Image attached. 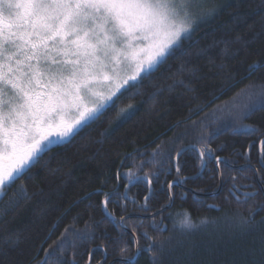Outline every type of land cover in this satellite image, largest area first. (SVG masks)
Instances as JSON below:
<instances>
[{
	"label": "trees",
	"instance_id": "16d2710c",
	"mask_svg": "<svg viewBox=\"0 0 264 264\" xmlns=\"http://www.w3.org/2000/svg\"><path fill=\"white\" fill-rule=\"evenodd\" d=\"M215 5L212 18L196 27L181 51L138 91L133 89L131 98L85 128L71 144L53 146L29 176L0 197V264H42L45 250H54L49 264L132 259L134 240L118 223L128 215L133 216L122 224L136 236L139 249L131 264H264V225L243 230L237 223L250 212L257 222L264 220V197L259 192L245 203L236 192L258 189L257 169L264 185L258 150L264 139V110L257 109L246 119L219 112L218 119L207 115L241 89L264 86V0H215ZM254 62L259 70L249 74L248 66ZM243 102L239 97L238 103ZM129 104L134 106L130 118L117 120L119 109ZM194 121L206 125L207 145L196 142L201 128L199 123L193 128ZM157 145L171 149L195 145L199 150L207 146L213 152L204 159L199 177L184 180L201 169L198 153L184 151L176 163L181 168L177 174L174 150L171 163L167 156L155 167L147 163ZM217 157L224 163L216 165ZM217 167L220 193L197 196L217 190ZM150 173L158 175L150 176L152 192L146 203L145 180L127 190V198L134 202L129 201L124 195L126 174ZM169 181L183 185L171 189L172 206L155 217H141L169 203ZM21 186L26 195L20 193ZM105 193L110 198L106 209ZM186 215L195 226L190 231L180 226ZM161 240H170L169 251L156 257L149 245Z\"/></svg>",
	"mask_w": 264,
	"mask_h": 264
},
{
	"label": "snow or ice",
	"instance_id": "6c2138e0",
	"mask_svg": "<svg viewBox=\"0 0 264 264\" xmlns=\"http://www.w3.org/2000/svg\"><path fill=\"white\" fill-rule=\"evenodd\" d=\"M214 11L204 10L202 0H0V197L29 176L53 146L71 144L85 128L131 98L133 89L138 91L181 51L198 20ZM257 63L248 66L249 74L259 70ZM241 96L244 102L238 103ZM133 107L120 108L117 120L130 118ZM257 109L264 110V86L250 85L207 115L218 119L219 112L246 119ZM197 123L201 131L196 142L207 145L206 125L194 121L193 128ZM173 150L177 159L183 154L179 147L157 145L147 163L155 167L165 156L171 163ZM212 152L207 146L200 150L201 161ZM221 163L217 157V165ZM180 171L177 164V174ZM126 175L129 184L141 179ZM155 175L145 174L143 179L151 185L150 176ZM121 178L118 171L117 181ZM175 183L168 182L170 195ZM19 191L26 195L23 186ZM255 195L246 193L244 202ZM109 202L105 193V209ZM237 223L250 230L264 225V220L257 222L250 212ZM180 226L188 231L195 227L187 215ZM65 242L62 239L57 248ZM169 243L161 240L149 248L163 257ZM53 251L45 250L42 264H49Z\"/></svg>",
	"mask_w": 264,
	"mask_h": 264
},
{
	"label": "water",
	"instance_id": "95a60500",
	"mask_svg": "<svg viewBox=\"0 0 264 264\" xmlns=\"http://www.w3.org/2000/svg\"><path fill=\"white\" fill-rule=\"evenodd\" d=\"M262 141H264V139L262 140ZM259 146L261 147L262 146V144H261V142H260V144H259ZM188 149H194L197 153H198V155H199V152H200V150L195 146V145H188V146H186V147H183L182 148V151L184 152V151H186V150H188ZM249 152V150L247 151V153ZM199 157H200V155H199ZM201 159V158H200ZM177 158H176V156H175V159H174V166H175V168H176V163H177ZM202 163H203V167L201 166V169L199 170V172L197 173V174H195V175H192V176H189V177H187V178H184V180H186V179H195V178H197V177H199L201 174H202V172H203V170H204V168H205V161L203 160L202 161ZM216 165H217V162H216ZM229 167H232V168H238V166H231V165H229V164H227ZM216 171H217V174H218V178H219V186H218V188H217V190L215 191V192H213V193H195L197 196H200V197H203V196H206V197H212V196H215V195H218L219 193H220V191H221V187H222V180H221V174H220V170H219V168L217 167L216 168ZM137 177H140L141 179L140 180H144L143 179V177L144 176H137ZM137 181H135V182H133V183H128L129 184V186L127 187V188H124V195H125V197L127 198V190L132 186V185H134L135 183H136ZM176 183H175V186H180L181 184L178 182V181H175ZM148 184V183H147ZM151 192H152V187H151V185H149L148 184V193H147V195L145 196V197H148L149 198V196L151 195ZM167 196H168V199H169V203L166 205V206H164L163 208H161L160 210H158V211H156V212H154V213H150V214H146V215H142V217L143 218H152V217H155V216H157V215H159L160 213H162V212H164L165 210H167V209H169L171 206H172V203H173V200H172V197H171V195H170V192H169V188H168V186H167ZM145 197H144V199H143V204H145L146 203V201L147 200H145ZM129 201H131V202H134V200L133 199H129V198H127ZM107 215H109L108 213H106ZM129 216H133V215H128V216H125V217H123V220L126 218V217H129ZM123 220L122 219H120L119 221H118V223H119V225H120V227L121 228H123L126 232H128L131 236H132V238H133V240H134V256H133V258L132 259H120V258H116V259H113L109 264H112L113 262H123V263H134L135 262V260H136V258H137V256H138V254H139V249H138V242H137V238H136V236L131 232V231H129L128 229H126V228H124V226H123ZM86 264H89V260L87 261V263Z\"/></svg>",
	"mask_w": 264,
	"mask_h": 264
},
{
	"label": "flooded vegetation",
	"instance_id": "af4514ba",
	"mask_svg": "<svg viewBox=\"0 0 264 264\" xmlns=\"http://www.w3.org/2000/svg\"><path fill=\"white\" fill-rule=\"evenodd\" d=\"M263 140V139H262ZM261 140V141H262ZM260 141V142H261ZM260 142H259V144H260ZM262 147H263V145L260 147L259 146V162H260V164L262 165V158H261V152H262ZM249 153V152H248ZM247 153V154H248ZM216 162H217V160H216ZM216 162H215V164H216ZM205 166H206V163H205ZM229 167V166H228ZM241 166H238V168H240ZM232 168V167H231ZM253 168V167H252ZM236 169V168H235ZM255 179H256V181H257V185H258V189L257 190H255V191H252V192H255L256 194L257 193H261V195L264 197V185H262L261 183H260V181H259V178H258V174H257V172H255ZM180 183V182H179ZM181 184V183H180ZM179 187H183V185L181 184ZM189 190V189H188ZM190 191H192V190H190ZM193 192V191H192ZM236 192H237V194H239V195H241V196H243V197H245V194L246 193H249L248 191H243V190H240V189H237L236 190ZM194 193V192H193ZM205 194V193H204ZM89 264H90V261H89Z\"/></svg>",
	"mask_w": 264,
	"mask_h": 264
},
{
	"label": "rangeland",
	"instance_id": "374dc122",
	"mask_svg": "<svg viewBox=\"0 0 264 264\" xmlns=\"http://www.w3.org/2000/svg\"><path fill=\"white\" fill-rule=\"evenodd\" d=\"M202 8L204 10H208V9H215L216 10V5H215V0H202ZM215 11L212 13V15L210 16H205L203 19L198 20L196 27H198L199 25L207 22L210 18H212V16L214 15Z\"/></svg>",
	"mask_w": 264,
	"mask_h": 264
},
{
	"label": "bare ground",
	"instance_id": "6f19581e",
	"mask_svg": "<svg viewBox=\"0 0 264 264\" xmlns=\"http://www.w3.org/2000/svg\"><path fill=\"white\" fill-rule=\"evenodd\" d=\"M156 212V211H155ZM154 213V212H153ZM142 217V216H141Z\"/></svg>",
	"mask_w": 264,
	"mask_h": 264
}]
</instances>
